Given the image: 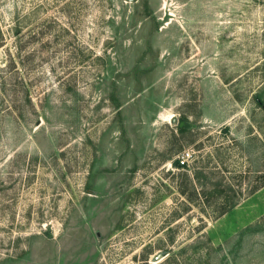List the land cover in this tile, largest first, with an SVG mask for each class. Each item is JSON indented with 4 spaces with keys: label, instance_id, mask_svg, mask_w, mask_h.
Here are the masks:
<instances>
[{
    "label": "rangeland",
    "instance_id": "obj_1",
    "mask_svg": "<svg viewBox=\"0 0 264 264\" xmlns=\"http://www.w3.org/2000/svg\"><path fill=\"white\" fill-rule=\"evenodd\" d=\"M0 264H264V0H0Z\"/></svg>",
    "mask_w": 264,
    "mask_h": 264
},
{
    "label": "built area",
    "instance_id": "obj_2",
    "mask_svg": "<svg viewBox=\"0 0 264 264\" xmlns=\"http://www.w3.org/2000/svg\"><path fill=\"white\" fill-rule=\"evenodd\" d=\"M192 153L190 151H185L181 155L177 157V166L179 167H186L192 160Z\"/></svg>",
    "mask_w": 264,
    "mask_h": 264
},
{
    "label": "trees",
    "instance_id": "obj_3",
    "mask_svg": "<svg viewBox=\"0 0 264 264\" xmlns=\"http://www.w3.org/2000/svg\"><path fill=\"white\" fill-rule=\"evenodd\" d=\"M175 164H177V161H175ZM235 206H236V203H235V202H232V203L230 204L229 210L232 209V208L235 207ZM226 212H228V209H224V210H222V211L220 212V215H223V214H225Z\"/></svg>",
    "mask_w": 264,
    "mask_h": 264
}]
</instances>
